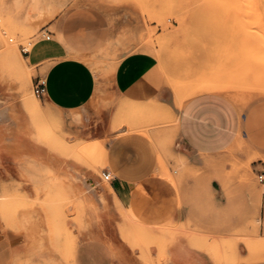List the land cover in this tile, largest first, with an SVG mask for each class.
I'll return each instance as SVG.
<instances>
[{"label": "rangeland", "instance_id": "1", "mask_svg": "<svg viewBox=\"0 0 264 264\" xmlns=\"http://www.w3.org/2000/svg\"><path fill=\"white\" fill-rule=\"evenodd\" d=\"M34 1L0 0V127L41 152L39 166H27L23 177L24 187H32L31 194L13 191L1 199L5 226L30 233L39 230L41 242L52 246H73L76 235L89 227L91 212L104 205L99 187L89 179L92 173L102 177L103 144L128 121L124 117L111 124L108 80L125 56L146 51L155 54L177 96L176 106L195 89L211 87L222 88L236 105L241 116L239 136L209 162L220 171L227 195L247 199V235L241 240L217 238L209 253L217 264H237L234 247L242 241L248 249L243 261L264 259V184L257 178L264 173V8L243 0H37V5ZM81 4L103 9L111 20L125 17L121 24L133 30L114 37L87 60L97 81L95 94L89 104L71 113L75 123L68 129L64 114L33 95L35 73L28 55L45 40L42 31L58 11ZM12 45L27 75L9 65L5 51ZM23 49L28 53L23 54ZM35 103L39 111L32 107ZM129 115L139 124L132 129L144 131V127L155 144L157 175L176 187L186 167L172 144L174 121L165 122L142 107L132 108ZM88 131L93 133L88 142L81 140ZM103 131L104 139L96 144ZM7 143L12 146L15 140ZM146 241L145 248L152 243Z\"/></svg>", "mask_w": 264, "mask_h": 264}, {"label": "crops", "instance_id": "2", "mask_svg": "<svg viewBox=\"0 0 264 264\" xmlns=\"http://www.w3.org/2000/svg\"><path fill=\"white\" fill-rule=\"evenodd\" d=\"M124 19L111 20L91 4L66 7L45 26L49 40L39 41L29 53L35 73L31 83L44 79L40 100L65 115L68 129L75 123L71 113L89 104L95 94L97 81L87 60L114 37L133 30L121 24ZM108 81L111 124L124 117L128 121L103 144L101 175H110L107 186L94 173L89 179L99 187L104 205L91 212L89 227L76 235L73 246L41 242L39 230L6 227L0 211V264H217L209 253L213 240L232 236L241 240L247 235V199L227 195L220 171L209 162L239 136L236 105L222 88L202 93L198 88L177 108L175 93L153 52L128 54ZM138 107L165 122L174 121L172 144L186 167L176 187L157 175V149L146 129H132L139 124L129 112ZM105 133L95 139L96 144ZM82 134L81 140L88 142L93 133ZM9 139L15 144L8 146ZM40 157L37 147L28 146L23 137H10L0 127V202L8 192L31 194L23 177L27 166H39ZM146 239L152 242L147 248ZM234 252L240 259L237 264H264V259L243 261L247 250L242 241L236 242Z\"/></svg>", "mask_w": 264, "mask_h": 264}, {"label": "bare ground", "instance_id": "3", "mask_svg": "<svg viewBox=\"0 0 264 264\" xmlns=\"http://www.w3.org/2000/svg\"><path fill=\"white\" fill-rule=\"evenodd\" d=\"M37 0H35L33 3L34 4H36L35 2H36ZM244 2H245V4H247V5H251L252 6V4L253 5H257V6H260V7H263L264 8V0H243ZM39 2V1H38ZM45 2V1H44ZM6 3H8V2H6ZM41 3V2H40ZM42 3H43V1H42ZM41 3V4H42ZM37 5V4H36ZM32 6V5H31ZM42 6V5H41ZM30 7V6H29ZM48 7V6H47ZM26 8H28V7H26ZM34 8V7H33ZM50 8H51V6H50ZM35 9V8H34ZM33 9V10H34ZM41 9V8H40ZM44 9H46V8H44ZM49 9V8H48ZM47 9V10H48ZM52 9V8H51ZM36 10V9H35ZM34 10V11H35ZM25 12H27V9H26V11ZM47 12H49V11H47ZM29 13V12H28ZM50 13H51V11H50ZM26 14V13H25ZM13 15V14H12ZM20 16V15H19ZM27 16L29 17V15L27 14ZM37 16V15H36ZM26 17V16H25ZM30 18V17H29ZM42 18V17H41ZM23 20V19H22ZM19 22H20V20H19ZM25 22H27L26 20H25ZM27 24V23H26ZM12 28V27H11ZM21 29V28H20ZM17 32V31H16ZM6 52V56H8L7 57V59H8V63H9V65H12L13 67H15L16 69H17V71H19L21 74H23V75H27L28 73H27V70H26V68H25V66L23 65V63H22V58L21 57H19L18 55H17V53H16V46L15 45H12V46H10V47H8L7 48V50L5 51ZM4 53V52H3ZM15 62H14V61ZM14 68V69H15ZM16 71V70H15ZM44 72V71H43ZM214 90H220L218 87H211V88H208V89H200L199 90V92L200 93H202V92H206V91H214ZM193 95V94H192ZM176 98H177V96H176ZM180 100V99H179ZM186 101V98H184L183 99V101H181L180 100V103L179 104H177V108H181V106L183 105V103ZM148 104V103H147ZM36 111L38 110H40V107H39V105L37 104V103H35L33 106H32ZM80 143L81 142H79L78 144L80 145ZM83 148V147H82ZM84 150V149H83ZM87 150V149H86ZM259 244V243H258ZM248 250V249H247ZM249 253V252H248ZM251 257V256H250ZM249 258V257H248ZM260 260H263L262 258H260V257H258V256H256L255 258H253L252 259V261L250 260V263H253V262H258V261H260Z\"/></svg>", "mask_w": 264, "mask_h": 264}, {"label": "built area", "instance_id": "4", "mask_svg": "<svg viewBox=\"0 0 264 264\" xmlns=\"http://www.w3.org/2000/svg\"><path fill=\"white\" fill-rule=\"evenodd\" d=\"M42 32L44 33L42 38H44L45 41H48L49 38H50L48 33L45 30H43ZM22 52H23V54L28 53V51H26L25 49H23ZM44 90H45V81H44V79L41 78V77L36 78L35 82H33V84H32L33 95L37 99L40 100L43 97ZM257 178H258V182L260 184H264V173H260V175H258ZM110 180H111V178H110V175L108 173H103L102 174V181L109 182Z\"/></svg>", "mask_w": 264, "mask_h": 264}]
</instances>
